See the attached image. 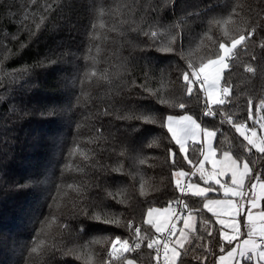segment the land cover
Listing matches in <instances>:
<instances>
[{
  "label": "trees",
  "instance_id": "1",
  "mask_svg": "<svg viewBox=\"0 0 264 264\" xmlns=\"http://www.w3.org/2000/svg\"><path fill=\"white\" fill-rule=\"evenodd\" d=\"M130 2L37 0V4L32 5L31 0H0V43L11 49L9 59L3 62V70L28 69L27 74L15 84L9 85L7 77H3L4 86L0 87V264H84L74 255L57 252L49 258L31 253L34 242L47 239L46 235L38 237V234L42 223L52 216L59 219L46 228V234H56L57 241L62 240L61 247L86 245L105 236H128L123 227L90 220L82 215L72 217L65 205L76 198V193L67 189L68 184L83 180L89 186L85 204L100 205L108 213L122 214V221L125 217H135L137 223L142 222L143 213L148 208H162L168 206L169 201L181 198L173 187V165L167 152L169 147L174 150L176 147L170 143L166 130L159 126V122L145 124L135 119L118 120L117 115L131 116L135 113L159 118L171 114H192L202 126L221 129L215 138V147L219 145L220 150L231 151L237 157L256 159L259 156L255 152H243L241 146L245 142L226 119L221 124L222 117L219 115L215 120L203 117L202 103L198 104L194 98H185L188 107L184 110L165 107L137 87L146 83L151 89L159 88L167 100L175 102L183 96V85L177 77L185 68V63L175 54L155 51L145 37L137 39L134 33H128L125 38L112 30L118 26V21L126 19L121 14L122 5ZM144 2L140 0L141 4ZM231 2L177 0L178 7L161 8L157 23L169 27L185 17L186 13H198L199 19L190 21L192 30L184 40L187 51L204 31L205 22L226 15V5ZM237 2L255 5V0ZM152 3L163 4L164 0H152ZM48 4L54 9L50 15L43 12V7ZM25 12H35L36 23H39L41 15L46 17L44 25L35 35H30L21 25ZM136 19L140 23L139 15ZM25 23L34 30L31 16ZM218 36L220 32L214 31L213 40L205 39L193 58L210 55ZM261 38H264V32L253 39L258 42ZM255 51L261 54L259 48ZM3 55L4 50L0 49V59ZM46 58L56 63H45L41 67L40 62ZM247 59L241 57L242 62H247ZM92 71L96 75L85 79L84 74ZM105 76L111 78L110 83L103 78ZM78 79L83 82L77 83ZM230 81L233 100L222 111L231 114L234 120H243L247 116V99L251 97L258 104L259 99L264 98V78H252L241 67L234 70ZM77 97H81L78 105ZM69 105L73 106L71 111H65ZM104 107H110L114 115L100 116ZM261 116L264 113L257 109L256 118ZM96 128H100L109 141L97 150L96 158L100 164L109 167L122 164L120 171H110L108 167L84 168L79 155L69 157L76 144L85 147L89 137L96 135ZM149 144L152 146L149 147ZM120 151L125 152L123 157L117 155ZM189 154L195 162L197 152L191 144ZM141 158L145 159L144 164L139 163ZM175 159V169L190 170L179 154ZM66 164L80 165L84 171H68ZM256 167L264 170V161ZM140 184L144 185L145 196L138 194ZM104 188L123 190L128 205L104 198ZM58 189H61L59 194ZM182 198L190 207L202 209L204 201L201 198L191 193ZM53 199L56 204H53ZM88 210L91 212L92 208ZM206 220L213 222L211 239L214 250L218 252L216 243L220 225L215 223L216 217L212 213L202 209L196 214L199 231L205 230ZM58 223H67L68 231L58 234ZM81 228L83 231H80ZM91 247L100 253L96 257L99 264L103 256L102 245ZM229 247L226 245V251ZM148 252L143 248L139 256L133 254L137 264H150ZM208 264H215V257L210 256ZM244 264L254 263L245 261Z\"/></svg>",
  "mask_w": 264,
  "mask_h": 264
},
{
  "label": "snow or ice",
  "instance_id": "2",
  "mask_svg": "<svg viewBox=\"0 0 264 264\" xmlns=\"http://www.w3.org/2000/svg\"><path fill=\"white\" fill-rule=\"evenodd\" d=\"M32 5L37 4V0H31ZM178 7L177 0H164V3H152V0H145L143 4L140 0H131L130 3L122 5L121 14L126 19L118 21V26L113 27V31H118L121 37H127L128 33H134L135 37H145L151 42L150 46L157 52L163 54H175L184 61L185 68L177 77L183 85V96L175 102H170L162 94L159 88L151 89L145 84L137 85L149 96L156 99L157 103L165 107L179 108L184 110L188 107L185 98H194L198 104L202 103V116L215 120L218 115L222 117L220 123L224 124L225 119L232 129L242 137V149L245 154L258 153L256 159L242 158L234 156L231 151L220 150L219 145L213 147V141L217 137L219 128H209L202 126L197 117L191 114L166 115L157 118L155 115L135 114L131 116L124 114L117 115L118 120L135 119L145 124H156L166 130L168 139L173 147L167 149L169 162L173 165L172 183L181 198L169 201L168 207H150L143 213L141 223L135 221V217H125L122 221V214L108 213L100 205H88L87 200L88 185L81 180L79 183L67 185V189L76 193V198L65 205L66 210L72 217L85 216L90 220L100 221L104 224H113L116 227H123L128 236L122 238L117 235L113 237H101L91 240L86 245H78L71 248L61 247V241H57L56 234H46V228H50L52 223H57L58 217L52 216L50 220H45L41 225L40 233L47 236V239H39L34 242L31 253H39L49 258L55 256L57 252L61 255H74L77 260H82L84 264H97L96 257L100 256L91 245L101 244L103 256L99 264H137V259L133 254L139 256L141 250H149L148 257L150 264H208L209 257H215V264H244L245 261L255 260V264H264V206L258 203V199H264V170L256 167L264 161V116L256 119V111L264 113V98L259 99L255 104L249 97L247 103V116L243 120L233 119L231 114L222 110L226 105H230L233 100V85L230 77L234 75V70L242 67L243 72L250 74V77L264 78V38L255 41L253 38L258 33L264 32V0H255L254 4H240L237 0H232L226 5L227 13L222 17H213L204 24V31L199 35L193 46L185 51L184 40L191 31V22L199 19L198 13H186L185 17L178 19L171 26L165 27L157 23V18L162 7ZM54 11L51 4L43 7V12L51 14ZM139 15L140 23H137ZM33 18L34 30L25 21L29 17ZM35 12H25L21 25L35 35L44 25L45 16L39 17V23L35 22ZM127 25L126 28L123 26ZM95 27V25H93ZM219 31L220 36L215 38L214 51L210 55L196 57V51L203 44L205 39L213 40V32ZM14 39L16 37H13ZM23 47V45H22ZM256 48L261 54H257ZM0 49L4 50V55L0 59V87H3V77H7L9 85L17 83L28 69H14L12 72L3 70V62L9 59L11 49L7 45L0 43ZM92 51L91 48L88 50ZM247 57V62H242L241 57ZM54 64L55 60L46 58L40 62L44 64ZM96 72L85 73V79L95 76ZM111 82L110 77H103ZM77 80V83H82ZM134 83V82H133ZM7 91V89H5ZM81 97H77V105ZM72 105L65 111H71ZM13 111H15L13 109ZM100 116L114 115L110 107L101 109ZM85 119H88L86 117ZM249 121L252 125L249 126ZM259 139H256L258 136ZM96 135L89 137L85 147L76 144L69 157L79 155L84 162V168L103 169L108 167L110 171L118 172L123 168L122 164L116 167H109L100 164L97 157V150L108 144V139L103 135L100 128L95 129ZM207 142V149L204 145ZM194 146L197 152V159L194 162L190 158L189 146ZM95 145V147H89ZM111 146V145H109ZM149 147L152 145L149 144ZM113 151H115L113 149ZM181 158L189 166V171L175 169L176 156ZM119 157L125 155L124 151L117 153ZM219 155V159L217 156ZM145 159L139 160L144 164ZM209 164L212 171L205 172V165ZM219 170L217 171V167ZM68 171L81 173L84 171L80 165L66 164ZM205 181V187L191 182L190 177L196 176ZM186 178L187 183H182L180 178ZM218 177H227L220 179ZM247 180V186L245 181ZM212 181V183H209ZM37 180L36 184L39 185ZM260 187L262 195L258 198L256 189ZM218 186V187H217ZM99 187V185H97ZM195 188L191 195L203 200L202 209H206L216 217L215 223L220 225L219 239L216 243L218 252L213 248L211 225L213 222L204 221L205 230L199 231L196 226V214L202 209L190 207L182 198L188 195L190 190ZM58 194L61 189H58ZM104 198L114 201L116 204L128 205V198L123 194V190L111 191L102 189ZM222 191L225 199H210L209 193ZM67 193H65L66 195ZM139 196H145L144 185L140 184ZM175 203L177 209L182 207L186 211H169ZM53 204L56 200L53 199ZM89 207L92 211L89 212ZM99 208V210H97ZM220 208L221 211H217ZM243 209V211H242ZM253 209H259L253 212ZM223 213V215L221 214ZM255 216H259L261 225L258 228ZM144 226H147L146 228ZM242 226L246 229L242 231ZM67 223H58L57 233L63 234L68 231ZM80 231H83L81 228ZM246 237L245 239H240ZM50 240L51 242H47ZM226 245L230 246L226 251Z\"/></svg>",
  "mask_w": 264,
  "mask_h": 264
},
{
  "label": "crops",
  "instance_id": "3",
  "mask_svg": "<svg viewBox=\"0 0 264 264\" xmlns=\"http://www.w3.org/2000/svg\"><path fill=\"white\" fill-rule=\"evenodd\" d=\"M214 147H215V140H214ZM205 148V147H204ZM206 150V149H205ZM217 159H219V156H217ZM205 167H206V170H205V172L207 173L208 172V168H210L211 169V166L209 165V164H206L205 165ZM208 169V170H207ZM217 169H219V166L217 167ZM192 178H194V179H196L197 181H199V182H201L202 184L204 183L205 184V182L203 181V180H201L200 178H199V173H197V175L196 176H193V177H190V180L192 179ZM227 178V177H226ZM188 182V180L185 178V180H184V182L183 183H187ZM210 183H212L211 181H210ZM245 186H247V180L245 181ZM201 187V186H200ZM218 187V186H217ZM258 187H259V184H258ZM257 187V189H256V195H257V197L259 198L261 195H262V193H261V191H260V187L258 188ZM194 191H196V189L194 188ZM193 191V189H191V192H194ZM220 192H222V191H216V192H212V194L211 193H209L210 195H209V198L210 199H219V200H223V199H225V197L224 196H222L221 194H219ZM213 193H216V195H214ZM258 203L260 204V205H262L263 204V199H258ZM174 206L172 205L170 208H173ZM217 211H221V209L220 208H217ZM242 211H243V209H242ZM259 211V209H253V212L255 213V212H258ZM222 215H223V213H221ZM254 219L256 220V223H257V227L259 228L260 227V225H261V221H260V218H259V216H255L254 217ZM244 230H246L243 226H242V231H244ZM246 237H241L240 239L242 240V239H245ZM252 263H254L255 264V260H253V261H251ZM226 264H231V262L229 261V262H226Z\"/></svg>",
  "mask_w": 264,
  "mask_h": 264
},
{
  "label": "rangeland",
  "instance_id": "4",
  "mask_svg": "<svg viewBox=\"0 0 264 264\" xmlns=\"http://www.w3.org/2000/svg\"><path fill=\"white\" fill-rule=\"evenodd\" d=\"M183 114H188V113H182V114H175V115H183ZM172 115V114H171ZM192 115V114H191ZM199 122V121H198ZM256 139H259V130H258V136H257V138ZM204 147H205V149H207V142L205 141V145H204ZM213 147H214V141H213ZM209 169V170H208ZM207 170H208V172H210V171H212V169H210V168H208ZM205 170H206V167H205ZM219 169H217V171H218ZM218 178H220V179H222V180H224V179H227L226 177H218ZM181 179V182L183 183L184 182V180H185V178H180ZM191 182L192 183H194V184H199V186H201V187H205L206 185L203 183H201V182H199V181H197L196 179H194V178H192L191 179ZM205 182V181H204ZM212 182V181H211ZM209 183H210V181H209ZM259 188V187H258ZM193 191H194V188H193ZM195 192V191H194ZM222 194V196H224L223 195V192H221ZM165 207H168V206H165ZM165 207H162V208H165ZM154 208H157V207H154ZM161 208V209H162ZM174 210V208H169V211L171 212V211H173Z\"/></svg>",
  "mask_w": 264,
  "mask_h": 264
},
{
  "label": "built area",
  "instance_id": "5",
  "mask_svg": "<svg viewBox=\"0 0 264 264\" xmlns=\"http://www.w3.org/2000/svg\"><path fill=\"white\" fill-rule=\"evenodd\" d=\"M256 119H258V118H256ZM252 125V122L251 121H249V126H251ZM189 193H191V190H190V192ZM174 210H179V211H184V209L182 208V207H180L179 209H177V207H176V205L174 204Z\"/></svg>",
  "mask_w": 264,
  "mask_h": 264
},
{
  "label": "water",
  "instance_id": "6",
  "mask_svg": "<svg viewBox=\"0 0 264 264\" xmlns=\"http://www.w3.org/2000/svg\"><path fill=\"white\" fill-rule=\"evenodd\" d=\"M186 211V210H185Z\"/></svg>",
  "mask_w": 264,
  "mask_h": 264
}]
</instances>
